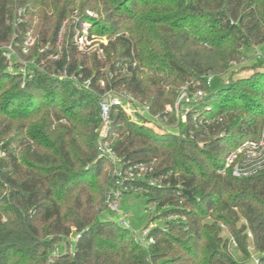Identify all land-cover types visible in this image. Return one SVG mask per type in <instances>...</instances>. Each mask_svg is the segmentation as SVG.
Segmentation results:
<instances>
[{
    "label": "trees",
    "instance_id": "obj_1",
    "mask_svg": "<svg viewBox=\"0 0 264 264\" xmlns=\"http://www.w3.org/2000/svg\"><path fill=\"white\" fill-rule=\"evenodd\" d=\"M85 9L97 16L92 31L113 37L105 58L77 52L67 29L62 56L50 59L62 22ZM257 46L264 51V0H0V264H264V170L218 173L264 126V58L231 78L243 49ZM132 60L130 72L109 76ZM184 86L203 91L186 121L165 112ZM110 90L160 120L155 129L110 108L106 139L129 164L97 149L99 100ZM137 163L145 170L123 196L156 211L147 245L103 217L114 165Z\"/></svg>",
    "mask_w": 264,
    "mask_h": 264
},
{
    "label": "built area",
    "instance_id": "obj_2",
    "mask_svg": "<svg viewBox=\"0 0 264 264\" xmlns=\"http://www.w3.org/2000/svg\"><path fill=\"white\" fill-rule=\"evenodd\" d=\"M96 14L93 10L85 9L81 15L78 11H73L68 19H65L57 34L55 47L56 52L49 56L52 60H57L63 53V39L67 29H69V38L75 50L81 54L90 55L94 54L98 60L105 58L104 47L108 42L113 39L107 35H98L92 31L93 20L96 18ZM33 43V38L30 35L23 42V52H27L29 46ZM10 51L4 52L7 59L11 58V47H7ZM255 56L264 58L262 51L256 52ZM136 65L135 60L128 62H118L114 65L113 69L109 71V76L112 77L116 74H126L130 70L134 69ZM9 70L11 68L9 67ZM22 72L24 67L20 68ZM212 80V76L205 77V83L209 84ZM89 80L83 82V87L88 88ZM203 95V91L199 88H195L192 92H187V87L184 86L180 89L178 96L176 97L172 105L165 107V112H173L177 119L186 121L187 116L190 113V106L196 102ZM100 113L102 119L101 130L97 139V149L100 155H105L107 160L111 164H129L121 163L116 157L113 150L109 146V142L106 139L110 131L109 110L112 106L120 107L124 113L130 118L131 121L137 122L136 118H140V122L147 124L157 129V121L160 122L157 115L151 114L146 102H138L128 94H118L113 91L105 92L100 100ZM148 114V119L144 117V114ZM193 120L195 118L193 117ZM138 122V123H140ZM113 135V133H111ZM145 170L142 163L134 165H128L125 169H120L119 166H115L112 169V173L115 177L116 184L112 186L105 197V205L110 212H119V200L123 197L124 193L128 190L127 184L141 176V172ZM264 170V126L261 128L260 137L257 140H245L240 143L233 150L229 151L224 158L223 166L219 168L218 173L224 175L229 173L233 177L242 178L255 174ZM150 184H153L150 182ZM120 217L118 223L124 227H129L127 218L128 214L125 212H119ZM153 225L146 226L142 229L140 234L145 238V245L152 243L153 239L149 235L151 227ZM250 236V234H248ZM142 242L140 239H138ZM230 246L235 247L236 243L231 238L229 239ZM143 243V242H142ZM68 250H71V246H67ZM58 251V247H55L54 252Z\"/></svg>",
    "mask_w": 264,
    "mask_h": 264
},
{
    "label": "rangeland",
    "instance_id": "obj_3",
    "mask_svg": "<svg viewBox=\"0 0 264 264\" xmlns=\"http://www.w3.org/2000/svg\"><path fill=\"white\" fill-rule=\"evenodd\" d=\"M259 51H263V48L260 46L257 47H253V48H244L243 52L245 53L246 59L243 63L238 64L237 66H235L232 71H233V76L231 77L232 79H235L236 77H241V76H246L251 74V72L253 71L251 69V64L255 62V58L253 57L255 55L256 52ZM33 63V62H31ZM256 70H260L259 68H256ZM218 77H213L212 79V86L216 83ZM144 117L148 119V114L145 113ZM137 122H140V118H136ZM261 131V130H260ZM260 137V133L258 138ZM257 138V139H258ZM254 139V140H257ZM145 198L136 195V193H129L126 194L125 196H123L120 200H119V212H125L128 214V224H129V233L130 235H136L138 239H140L144 244H145V238L140 234V231L146 226V224L148 223V220L151 216H154L156 211L152 208L151 210H147L145 208ZM119 212H110L108 210H105L103 212V217L104 218H108L111 219L113 221H118L120 214ZM222 227V231H221V236L223 238H227L229 235L226 231V229ZM248 238H250L249 235H247ZM74 236H71L69 238H72ZM71 243H73V241H70ZM249 252H251V254H253L252 252V248L251 245H249L248 247ZM230 251L232 252V254L239 258L240 257V253L234 248H230Z\"/></svg>",
    "mask_w": 264,
    "mask_h": 264
},
{
    "label": "water",
    "instance_id": "obj_4",
    "mask_svg": "<svg viewBox=\"0 0 264 264\" xmlns=\"http://www.w3.org/2000/svg\"><path fill=\"white\" fill-rule=\"evenodd\" d=\"M187 193H189V192H187Z\"/></svg>",
    "mask_w": 264,
    "mask_h": 264
}]
</instances>
